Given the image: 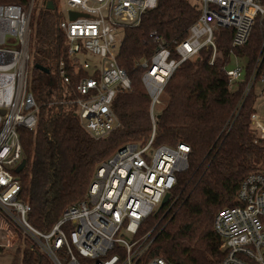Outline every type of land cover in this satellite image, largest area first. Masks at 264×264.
Masks as SVG:
<instances>
[{
  "label": "built area",
  "instance_id": "obj_1",
  "mask_svg": "<svg viewBox=\"0 0 264 264\" xmlns=\"http://www.w3.org/2000/svg\"><path fill=\"white\" fill-rule=\"evenodd\" d=\"M35 1L0 0V96L7 98L0 101V248L14 249L29 240L32 249L53 264H137L151 244L135 239L141 224L158 211L177 175L189 167V145L155 146L164 90L182 64L198 59L203 50L212 51L210 65L215 64L220 56L216 34L221 29L233 30L232 49L245 47L256 22L264 28V5L256 0H196L200 16L184 41L167 45L151 34L155 52L140 66L150 99L149 141L125 144L101 162L84 200L67 208L46 233L30 224L31 206L21 199L22 186L15 175L23 161L18 128L34 131L38 121L39 106L29 90ZM48 1L56 8L54 0ZM61 1L68 19L61 20L60 29L71 64L70 73L61 64L58 74L66 88L76 78L77 95L62 103L74 105L82 128L100 140L120 127L113 103L132 87L117 61L125 31L139 25L147 12L157 8L158 0ZM7 36L17 49L1 48ZM239 59L231 51L230 61ZM263 62L264 38L244 97L256 81L264 85V70L259 74ZM243 71L239 64L223 67L230 88L242 79ZM251 123L258 138L264 139V118L257 110ZM213 228L223 253L218 264H264V170L245 177L236 205L219 211ZM148 264L168 262L154 258Z\"/></svg>",
  "mask_w": 264,
  "mask_h": 264
},
{
  "label": "trees",
  "instance_id": "obj_2",
  "mask_svg": "<svg viewBox=\"0 0 264 264\" xmlns=\"http://www.w3.org/2000/svg\"><path fill=\"white\" fill-rule=\"evenodd\" d=\"M256 1L264 5V0ZM199 16L198 6L190 0H158L157 8L147 12L139 25L125 31L117 61L132 87L118 94L113 103L120 127L95 140L82 128L76 107L62 103L77 97L76 78L66 88L58 74L61 64L70 73L71 64L66 36L60 29L62 19L56 8L44 9L37 20L32 13L30 52L35 59L29 90L39 106L38 121L34 131L18 128L27 164L21 173H15L22 186L21 199L31 206L28 220L32 226L50 232L67 208L84 200L101 162L125 144L149 141L150 99L140 66L155 52L151 34L167 45L184 41ZM233 34L231 29L216 34L220 56L214 65H210L212 51L205 49L198 59L182 64L164 90L155 146L189 145V167L177 175L163 210L141 224L135 239L151 244L137 264H148L154 258L168 264H218L223 253L213 228L215 216L236 205L239 186L248 174L264 170V139L258 138L251 123L259 97L257 81L244 97L264 28L256 22L247 45L239 49H232ZM231 51L245 60L243 77L233 89L223 72L231 64ZM262 70L264 62L259 74ZM32 246L26 240L12 251L1 250L11 253L10 264H53Z\"/></svg>",
  "mask_w": 264,
  "mask_h": 264
},
{
  "label": "rangeland",
  "instance_id": "obj_3",
  "mask_svg": "<svg viewBox=\"0 0 264 264\" xmlns=\"http://www.w3.org/2000/svg\"><path fill=\"white\" fill-rule=\"evenodd\" d=\"M47 1L48 0H36L35 1L34 10H33L34 20H37L41 16L42 11L44 9H46L45 6H46ZM54 1L56 4V10H57L60 18L62 20L68 19V15L65 12V10H66L65 4L61 0H54ZM190 1L192 4L198 5V2L196 0H190ZM31 39H32V35H31ZM14 43L15 42L12 39V37L7 36L6 42L1 45V48H15V49H17L18 47H16L14 45ZM34 59L35 58L33 57L32 51H31V66L34 64ZM236 64H239L240 66H244L245 60L243 58H240L238 60V63H237V61L236 62L233 61L229 65V68L233 69L234 66H236ZM55 73L56 72L54 71L53 74H55ZM30 80H31V78H30ZM255 91H256L257 95L259 96L258 100H257V104H256V110H257L258 115L261 116L262 118H264V85L257 82L255 84ZM125 237L130 238V236L127 234ZM1 249H4V248H0V264H10V262L12 260L11 253L7 252V251H2ZM5 250L12 251V249H5Z\"/></svg>",
  "mask_w": 264,
  "mask_h": 264
},
{
  "label": "water",
  "instance_id": "obj_4",
  "mask_svg": "<svg viewBox=\"0 0 264 264\" xmlns=\"http://www.w3.org/2000/svg\"><path fill=\"white\" fill-rule=\"evenodd\" d=\"M46 8L48 10H50V11H53L55 9L54 3L52 1H48L47 4H46ZM36 68L38 70L42 71L45 74H48V75L50 74V71L48 69H46V68H44V67H42L40 65H36ZM48 85L50 87H52L54 85V83L52 81H50V83ZM2 114H5V111H2ZM26 164H27L26 160L23 159V161L21 162V164L19 165V167L16 169V173L17 174L21 173L24 170V168L26 167ZM170 198H171V194L168 193L164 197V199H163V201H162V203H161V205H160V207H159V209H158L157 212H160L161 210H163V208L168 204Z\"/></svg>",
  "mask_w": 264,
  "mask_h": 264
},
{
  "label": "bare ground",
  "instance_id": "obj_5",
  "mask_svg": "<svg viewBox=\"0 0 264 264\" xmlns=\"http://www.w3.org/2000/svg\"><path fill=\"white\" fill-rule=\"evenodd\" d=\"M5 100H7L6 97H4V96H0V101H5Z\"/></svg>",
  "mask_w": 264,
  "mask_h": 264
}]
</instances>
